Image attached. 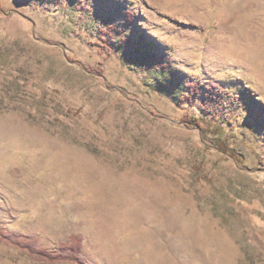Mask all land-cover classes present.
Segmentation results:
<instances>
[{"label": "rangeland", "instance_id": "rangeland-1", "mask_svg": "<svg viewBox=\"0 0 264 264\" xmlns=\"http://www.w3.org/2000/svg\"><path fill=\"white\" fill-rule=\"evenodd\" d=\"M0 226L90 264H264V0H0Z\"/></svg>", "mask_w": 264, "mask_h": 264}, {"label": "trees", "instance_id": "trees-1", "mask_svg": "<svg viewBox=\"0 0 264 264\" xmlns=\"http://www.w3.org/2000/svg\"><path fill=\"white\" fill-rule=\"evenodd\" d=\"M194 87V86H192ZM227 92L224 90H217L215 92V101H223ZM225 96V97H224ZM184 123L189 127L200 128L201 131L210 132L212 134L211 143L213 147L220 153L226 154L233 158L235 161L242 163L243 159L239 153L235 151L230 145L225 142L222 138L224 129L217 124H210V128H204L203 123L205 118L197 117L195 115H187L183 118ZM0 240L6 241L9 244H13L24 251L30 252L35 259L39 261H44L47 263H57L62 261H75L79 264H90L81 258L82 249V236L72 235L70 237V242L61 246L59 250H49L38 246L33 240L28 236L19 233H13L2 229L0 226Z\"/></svg>", "mask_w": 264, "mask_h": 264}]
</instances>
